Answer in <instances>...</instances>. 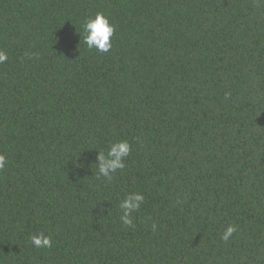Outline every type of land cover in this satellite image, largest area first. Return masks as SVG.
I'll use <instances>...</instances> for the list:
<instances>
[{"label": "trees", "instance_id": "1", "mask_svg": "<svg viewBox=\"0 0 264 264\" xmlns=\"http://www.w3.org/2000/svg\"><path fill=\"white\" fill-rule=\"evenodd\" d=\"M0 50V264H264V0H0Z\"/></svg>", "mask_w": 264, "mask_h": 264}, {"label": "clouds", "instance_id": "2", "mask_svg": "<svg viewBox=\"0 0 264 264\" xmlns=\"http://www.w3.org/2000/svg\"><path fill=\"white\" fill-rule=\"evenodd\" d=\"M80 41L88 50H95L98 53H108L112 47V37L115 26L110 22L108 16L102 11L94 15L85 17L80 26ZM8 55L0 50V62L7 61ZM131 152V145L125 139L111 142L106 150L97 152L95 164L97 167V176L105 180H111L113 174L118 170L125 168V160ZM8 163L7 157L0 153V170L4 169ZM145 197L140 192H130L125 195L118 204L120 210V221L129 227L133 225L132 213L137 212L143 204ZM238 230L235 224H229L221 235V240L227 242L229 238ZM30 241L35 248H51L53 241L50 236L43 233L31 235Z\"/></svg>", "mask_w": 264, "mask_h": 264}]
</instances>
